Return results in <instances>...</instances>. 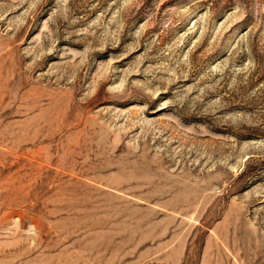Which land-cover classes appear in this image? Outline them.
<instances>
[{"label": "rangeland", "instance_id": "obj_1", "mask_svg": "<svg viewBox=\"0 0 264 264\" xmlns=\"http://www.w3.org/2000/svg\"><path fill=\"white\" fill-rule=\"evenodd\" d=\"M0 264H264V0H0Z\"/></svg>", "mask_w": 264, "mask_h": 264}]
</instances>
